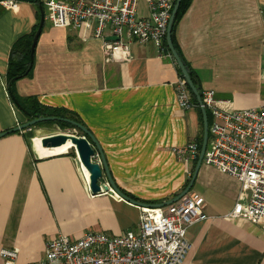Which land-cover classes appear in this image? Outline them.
<instances>
[{"label": "crops", "instance_id": "1", "mask_svg": "<svg viewBox=\"0 0 264 264\" xmlns=\"http://www.w3.org/2000/svg\"><path fill=\"white\" fill-rule=\"evenodd\" d=\"M36 14L33 4L0 14V134L27 121L9 96L6 76L11 49L38 25ZM175 35L202 93H215L222 111L264 104V0H192ZM124 39L128 60L115 63L102 39L90 33L83 40L45 20L32 74L15 88L21 98L78 115L117 187L138 200L165 203L193 175L195 167L188 171L176 151L199 140L200 111L181 107L182 76L168 48ZM24 134L0 138V253L14 251L19 264H31L59 236H119L137 228L140 208L113 191L93 194L76 152L41 158ZM190 195L209 218L188 230L183 264H264V228L231 216L243 195L236 179L202 163Z\"/></svg>", "mask_w": 264, "mask_h": 264}, {"label": "built area", "instance_id": "2", "mask_svg": "<svg viewBox=\"0 0 264 264\" xmlns=\"http://www.w3.org/2000/svg\"><path fill=\"white\" fill-rule=\"evenodd\" d=\"M177 0H46L45 20L54 28L73 32L81 39L90 33L105 43V54L115 63L128 60L129 43L153 44L166 51L169 22ZM5 10L22 13L28 6L13 0L1 3ZM107 32L112 38L107 42ZM183 109L197 107L191 90L181 79L176 87ZM215 93H202V104L211 116L209 140L203 163L236 179L243 195L231 216L264 228V104L258 108L222 111ZM202 149L198 141L178 149L188 171ZM246 194V195H245ZM200 203L190 194L166 207L140 208L135 230L119 236L88 232L80 238L59 236L45 245L44 259L31 264H183L190 244L187 232L208 220ZM3 264H19L11 250L0 253Z\"/></svg>", "mask_w": 264, "mask_h": 264}, {"label": "water", "instance_id": "3", "mask_svg": "<svg viewBox=\"0 0 264 264\" xmlns=\"http://www.w3.org/2000/svg\"><path fill=\"white\" fill-rule=\"evenodd\" d=\"M4 1H7V0H0V3ZM13 1L26 3V4L34 3V0H13ZM181 2L182 0L176 1L175 7L172 13V18L168 25L166 45L181 71V76H182L183 81L187 84L191 92L196 96L198 103L201 105L202 104V91L194 84L191 78L190 68L186 65L185 61L181 58L180 53L175 49L173 45V41H172V32L176 24L175 20H176V16L180 8ZM39 11H40V23H39L38 30L34 36L33 43L31 46V61H33L36 44H37L38 38L40 37L42 33L44 23H45L44 8L42 6H39ZM111 40L116 41L117 38H112ZM8 93L15 107L20 112L23 113V110L20 107L17 100L15 99L11 88L9 89ZM201 111L203 115V141H202L201 153L196 163L193 175L191 179L189 180L187 187L179 195H177L174 199L168 202H165V203H160V204H155V205H148L145 203L134 201L133 199L126 196L120 190V188L117 187V185L114 183L112 179L108 165L106 163L105 157L103 155V152L99 144L97 143L95 138L92 136V134L86 127H84L83 125L75 121H72L69 119L55 118V117L35 118L29 121H26L25 123H22L21 125L17 126L14 129L1 133L0 138L6 137L8 135L16 134L19 132H23L25 130H31L32 127L38 124H41V123H45V122H62V123L69 124L73 126L75 129H77L78 131H80L83 134V136L79 137V136H74V135L56 134V135L41 137L38 140L39 151L41 153H54L64 148L68 144V142H70L72 145V148L76 152V155L80 163L89 173V186H90V191L93 194L97 195V194H101L104 191L106 192L113 191L115 194H117L120 198H122L126 202L132 205H135L139 208L166 207V206H169L171 204L178 202L180 199L190 194L197 180L198 173L203 163L204 155L206 152V147H207L208 140H209V120H208L207 111L205 109H202ZM98 157L100 158V160H98ZM104 178L107 179V184L102 186L100 184V181H102Z\"/></svg>", "mask_w": 264, "mask_h": 264}, {"label": "trees", "instance_id": "4", "mask_svg": "<svg viewBox=\"0 0 264 264\" xmlns=\"http://www.w3.org/2000/svg\"><path fill=\"white\" fill-rule=\"evenodd\" d=\"M192 0H182L180 8L178 10L176 20H175V26L172 32V41L175 49L179 52V48L177 46L176 42V25L180 18L183 16V14L186 12L188 6L190 5ZM33 5L37 8V14H36V19L38 21V25L33 29L32 33L28 36H25L18 40L12 47L11 52H10V59H9V66H8V71H7V76H6V87L7 91L11 88L13 91V95L17 102L19 103L20 107L23 110L24 115L27 117L28 120L35 119V118H41V117H55V118H61V119H69L72 121H75L84 127L85 124L81 121V119L76 115L75 113L69 112L67 110L63 109H52L45 107L41 105L36 98H21L17 92L15 85L17 81L28 78L32 74L33 70V65L31 61V46L33 43L34 36L38 30L39 27V21H40V11H39V6H43V3L40 0H34ZM4 11V8L0 4V14ZM167 47V45H166ZM179 70V69H178ZM179 74L181 77V71L179 70ZM191 78L194 82V84L201 89L199 79L197 75L194 73V71L191 70ZM191 97H192V103L197 106L198 108V101L196 96L191 92ZM12 100V99H11ZM200 111V121H201V126L203 129V116L201 115V109L198 108ZM208 115V120H209V125L211 124V116L207 112ZM36 126H46V127H54L58 126L61 129H75L73 126L62 123V122H45L38 124ZM77 130V129H76ZM203 141V131L201 132V136L198 140L200 144H202ZM195 167V165H194ZM191 179V177H190ZM189 183V180L186 182V185L184 189L187 187ZM121 190V189H120ZM126 196L129 198L133 199L134 201L145 203L148 205H155V204H160L164 202H145L136 199L133 197L131 194L121 190Z\"/></svg>", "mask_w": 264, "mask_h": 264}, {"label": "rangeland", "instance_id": "5", "mask_svg": "<svg viewBox=\"0 0 264 264\" xmlns=\"http://www.w3.org/2000/svg\"><path fill=\"white\" fill-rule=\"evenodd\" d=\"M27 121L29 120L27 119ZM24 133H25L24 138L27 144L30 146H31V140L34 138H41L56 134L74 135L79 137L82 136V133L76 129H61L58 126H54V127L34 126L31 128V130H25ZM68 152L74 154L75 150L72 148Z\"/></svg>", "mask_w": 264, "mask_h": 264}, {"label": "bare ground", "instance_id": "6", "mask_svg": "<svg viewBox=\"0 0 264 264\" xmlns=\"http://www.w3.org/2000/svg\"><path fill=\"white\" fill-rule=\"evenodd\" d=\"M38 140L39 138H34L31 140V146L32 148L34 149V151L36 152V154L41 157V158H45V157H51V156H55V155H59V154H64V153H67L70 149H72V145L70 142H68V144L62 148L61 150L57 151V152H54V153H41L39 151V148H38ZM83 170L87 176V178H89V173L88 171L83 167ZM115 194V193H114ZM116 195V194H115Z\"/></svg>", "mask_w": 264, "mask_h": 264}]
</instances>
